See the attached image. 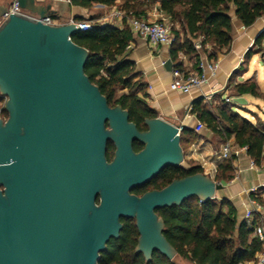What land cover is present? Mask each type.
<instances>
[{
  "label": "water",
  "instance_id": "water-1",
  "mask_svg": "<svg viewBox=\"0 0 264 264\" xmlns=\"http://www.w3.org/2000/svg\"><path fill=\"white\" fill-rule=\"evenodd\" d=\"M14 1L25 14L1 20ZM0 2V95L7 113L0 119V264H97L122 219L134 220L135 253L172 259L155 211L191 197L214 199L223 186L196 173L141 196L132 190L166 166L181 167L185 127L156 116L139 132L84 74L88 53L70 39L80 31L74 21L41 23L50 6L35 0ZM163 67L171 71V61ZM134 141L143 146L138 152Z\"/></svg>",
  "mask_w": 264,
  "mask_h": 264
},
{
  "label": "trees",
  "instance_id": "trees-1",
  "mask_svg": "<svg viewBox=\"0 0 264 264\" xmlns=\"http://www.w3.org/2000/svg\"><path fill=\"white\" fill-rule=\"evenodd\" d=\"M116 1L71 0L73 4L83 8L91 6L92 3L111 6ZM121 1L126 14H135L136 7L140 5L138 0ZM143 1L148 4L157 1L160 11L171 23V61H175L178 52H195L193 41L197 39L208 59H215L217 53L226 52L231 44L230 6L243 27L251 26L257 18L264 15V0ZM88 22V29L70 36L74 44L87 50L84 74L97 86L108 106H120L127 112L129 122L138 130H146L144 120L155 118L157 115L145 102L146 84L138 79L134 63L128 60L127 46L132 38L129 28L98 24L93 22V18ZM175 24L179 26L177 29ZM263 40L264 31L257 36L252 48L244 54L245 62H248L253 54L262 51ZM206 43L210 44V51L203 49ZM174 68L182 71L180 64H175ZM229 88L232 89L231 98L247 95L259 98L264 95V90H260L256 82L248 86L243 82L231 84L230 80L226 89ZM2 100L0 97V103ZM0 107L1 117L6 119V111L2 105ZM238 107L240 106L232 102H222L216 107V116H213L199 100L193 102L192 112L221 143L233 138L235 145L245 148L246 155L255 166H264V121L253 123L234 109L238 110ZM196 136L193 130L182 129L179 133L180 147L183 142L191 143ZM132 148L138 152L141 146L134 142ZM113 151V144L108 142L107 161L112 159ZM233 158L224 159L217 165L213 181L224 183L233 178ZM196 173H202V170L190 163L187 167L166 166L149 184L159 188L160 184L163 186L173 179ZM144 190V186L137 187L132 190V194L139 196ZM155 213L163 222L162 235L174 249L175 255L192 264H238L253 259L262 249V243L253 236L255 221L252 222V228L244 221L237 224L234 209L226 199L200 201L191 197L179 205L157 209ZM121 225L118 237L110 239L105 249L99 253L97 264H175L172 259H167L157 252H154L149 260H145L141 253H135L138 233L134 220L122 219Z\"/></svg>",
  "mask_w": 264,
  "mask_h": 264
},
{
  "label": "crops",
  "instance_id": "crops-1",
  "mask_svg": "<svg viewBox=\"0 0 264 264\" xmlns=\"http://www.w3.org/2000/svg\"><path fill=\"white\" fill-rule=\"evenodd\" d=\"M35 1L38 4L50 6L49 18L53 25H63L71 21H90L93 18L95 23L122 28L128 27L125 15L152 21L160 12L157 1L148 4L143 0H138L140 5L136 7L135 14H126L122 9L121 0H117L111 6L92 3L87 8L77 6L71 0ZM118 11H122L125 15L116 14ZM229 16L231 18V44L226 52L217 53L215 59L207 58L197 39L193 41L195 52L190 54L178 52L175 61H171V44L151 46L145 39L131 33L132 38L127 46L128 60L134 63L138 79L146 84L144 99L146 104L155 111L157 117L171 124L193 130L198 121L195 113L192 112L193 102L200 100L201 104L213 116H216V107L225 102V98L230 97L226 88L235 71L241 65L247 66L246 68H249L251 63L258 65L259 60L264 63V56L262 57L264 40L260 53L253 54L248 62L243 59L244 54L252 48L257 36L264 31V15L257 18L249 27H243L237 20L232 6H230ZM175 27L177 29L179 26L175 24ZM203 49L210 51V44L206 43ZM167 60L171 61L172 69L175 64H180L182 71L186 73L204 74L205 82L187 94L171 91L169 89L172 80L171 71H166L163 67ZM213 62L217 64V67L213 73H210L206 70V65ZM262 84L264 87V83ZM196 134H198L196 141L188 144L185 158L188 161H195L198 166L197 160L202 157L207 163L215 165L217 169V165L222 161L219 156L223 143L205 125L202 131ZM228 142L231 145L230 157H234L233 178L228 182L220 183L223 187L214 193V199L217 201L226 199L230 202L237 224L244 221L249 228H252V222L255 221V226L262 227L264 232V201L249 192L255 187L264 190V166H251L252 161L246 155L245 148L233 144V138H230ZM192 146L196 147L195 152L192 151ZM246 213H249V216H246Z\"/></svg>",
  "mask_w": 264,
  "mask_h": 264
},
{
  "label": "built area",
  "instance_id": "built-area-1",
  "mask_svg": "<svg viewBox=\"0 0 264 264\" xmlns=\"http://www.w3.org/2000/svg\"><path fill=\"white\" fill-rule=\"evenodd\" d=\"M10 13L15 15H22L25 14L22 11L17 3L14 1L7 9L1 20L5 19ZM118 15H125L122 11L116 12ZM33 19H38L35 15H29ZM126 21L128 28L131 33L145 39L151 46H158V45H170L173 42V37L171 35L170 27L171 23L161 11L156 15V18L152 21L144 20L132 15L126 16ZM41 23L52 25L50 18H44L40 20ZM76 25L79 26L80 31H84L90 27V22L88 21H74ZM199 48V46H196ZM217 67L216 63H207L206 70L210 73H213ZM172 80L169 85V89L171 91L180 92L183 94L189 93L192 89L198 88L205 82L204 74H197V73H186L184 71H180L177 68H173L171 70ZM0 97L4 98L0 95ZM225 103L231 102L229 97L224 99ZM1 108V107H0ZM190 107L187 109L189 111ZM0 119L5 120L1 117V109H0ZM204 125L196 121L193 131L195 133H200L203 129ZM197 149L195 146H192V151L195 152ZM231 153V145L230 143L224 142L221 145L220 149V156L221 160L227 159L230 157ZM198 166L204 171L205 174H208L211 179L214 177L216 173V166L213 164L207 163L202 157L198 158L197 160ZM250 165L253 166L254 163L250 162ZM250 193L253 195L260 197L264 201V190H260L258 188H252L249 190ZM246 216H249V213H246ZM253 234L258 240L262 243V249L254 256L253 259L239 262L238 264H264V232L262 227H255L253 229Z\"/></svg>",
  "mask_w": 264,
  "mask_h": 264
},
{
  "label": "rangeland",
  "instance_id": "rangeland-1",
  "mask_svg": "<svg viewBox=\"0 0 264 264\" xmlns=\"http://www.w3.org/2000/svg\"><path fill=\"white\" fill-rule=\"evenodd\" d=\"M176 25L178 27V24ZM171 35L173 37L172 33ZM263 65L264 63L261 60L258 61V65L251 63L249 65V68H246L247 66L245 67V65L244 66L241 65V67L237 71H235L234 76H232L231 84L243 82L249 86L253 82H256L259 85L260 90H264V87L262 86L263 85L262 83H264V66ZM228 91L229 93H231L232 89L229 88ZM244 98L247 100V103L243 106L238 107V113L241 114L242 116H245L253 123L264 121V95H261L259 98H255V97H251L247 95V96H244ZM4 101H5V98H3L0 105L3 106ZM196 135H197L196 136V139H197L198 134ZM196 139H194L192 142H195ZM232 146L234 148V145ZM181 147H182L181 149L183 152V161L181 163V166L187 167L189 163L192 165H196L195 161H192V160L188 161L185 158V152L187 151L189 147L188 144L183 142L181 143ZM202 173L204 175H208V174H205L204 171ZM172 260L175 262V264H192L189 261L182 259L176 255L173 256Z\"/></svg>",
  "mask_w": 264,
  "mask_h": 264
},
{
  "label": "flooded vegetation",
  "instance_id": "flooded-vegetation-1",
  "mask_svg": "<svg viewBox=\"0 0 264 264\" xmlns=\"http://www.w3.org/2000/svg\"><path fill=\"white\" fill-rule=\"evenodd\" d=\"M138 130V129H137ZM139 132H143V131H145V130H138ZM134 142H136V141H134ZM133 142V143H134ZM133 143H132V146H133ZM136 143H138V142H136ZM140 146H141V149H142V145L140 144ZM140 149V150H141ZM165 168V167H164ZM157 176V175H156ZM155 176V177H156ZM155 177H153L152 179H150L147 183H145V184H143L142 186H144L145 187V190L139 195V196H141L142 194H144L145 192H148V191H152V190H159V189H161V188H163V187H165L166 185H168V184H166V185H163V186H161V184L160 185H158V187L159 188H155V186L154 185H152V184H149ZM142 186H140V187H142Z\"/></svg>",
  "mask_w": 264,
  "mask_h": 264
}]
</instances>
